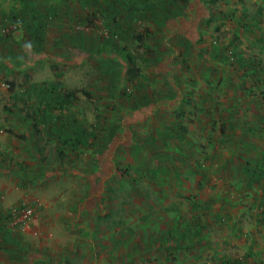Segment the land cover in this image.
Masks as SVG:
<instances>
[{
  "label": "rangeland",
  "instance_id": "obj_1",
  "mask_svg": "<svg viewBox=\"0 0 264 264\" xmlns=\"http://www.w3.org/2000/svg\"><path fill=\"white\" fill-rule=\"evenodd\" d=\"M2 138L0 264H264V0H0Z\"/></svg>",
  "mask_w": 264,
  "mask_h": 264
},
{
  "label": "crops",
  "instance_id": "obj_2",
  "mask_svg": "<svg viewBox=\"0 0 264 264\" xmlns=\"http://www.w3.org/2000/svg\"><path fill=\"white\" fill-rule=\"evenodd\" d=\"M40 115H41V117L36 116V118L34 120V126L36 128L41 129V128L49 127L50 123H53V120H54L53 116H52V118H48V116H45V112L44 111H41ZM8 122L11 123V121H8ZM22 125H23V127H25L24 122H22ZM20 135H22V134H19V135H16V136L19 138ZM6 139L8 140V138H6ZM7 140H4L3 138H2V140H0V144L3 146L2 153L3 152L7 153V154H3V156L8 157L9 160L14 158L15 160H17V161H14V162L15 163L18 162V166H19V163L22 162L23 156H25V154L21 156L20 152H18V151H15V153H11V151H12L11 146L12 145H11V143H9V144L6 143ZM15 144H17V143H15ZM11 183H15L14 174L10 173L8 170L3 168V171H0V192H2V194H3V198H2L3 201L5 200L4 198L6 196H8L7 194H11L12 192H14V189L12 188L13 185ZM0 228H2V230H3V227L1 225V223H0ZM2 230L0 229L1 232H2ZM0 238L2 239L1 233H0Z\"/></svg>",
  "mask_w": 264,
  "mask_h": 264
},
{
  "label": "built area",
  "instance_id": "obj_3",
  "mask_svg": "<svg viewBox=\"0 0 264 264\" xmlns=\"http://www.w3.org/2000/svg\"><path fill=\"white\" fill-rule=\"evenodd\" d=\"M4 84V82H1ZM33 210L30 205L20 203L12 208L6 215H3L2 223L9 230L19 232L29 231Z\"/></svg>",
  "mask_w": 264,
  "mask_h": 264
},
{
  "label": "trees",
  "instance_id": "obj_4",
  "mask_svg": "<svg viewBox=\"0 0 264 264\" xmlns=\"http://www.w3.org/2000/svg\"><path fill=\"white\" fill-rule=\"evenodd\" d=\"M127 57L129 58V56H127ZM130 73H132V72H130ZM9 87H10V89H13V83H9ZM111 135H113V134L111 133L110 136L107 137V140H110ZM19 138L22 140V139L24 138V136H23V135H20ZM36 142H38V141H36ZM49 150H50V145L45 144V149H44V151H41V152H40V157H41V159L45 160V157H46V155H48ZM0 223H2V216H1V215H0ZM228 262H231V261H228ZM237 263H239V262H237Z\"/></svg>",
  "mask_w": 264,
  "mask_h": 264
}]
</instances>
